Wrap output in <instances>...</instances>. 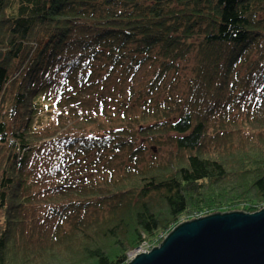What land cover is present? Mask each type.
Masks as SVG:
<instances>
[{
	"label": "trees",
	"instance_id": "obj_1",
	"mask_svg": "<svg viewBox=\"0 0 264 264\" xmlns=\"http://www.w3.org/2000/svg\"><path fill=\"white\" fill-rule=\"evenodd\" d=\"M263 105L264 0H0V264H127L264 209Z\"/></svg>",
	"mask_w": 264,
	"mask_h": 264
},
{
	"label": "water",
	"instance_id": "obj_2",
	"mask_svg": "<svg viewBox=\"0 0 264 264\" xmlns=\"http://www.w3.org/2000/svg\"><path fill=\"white\" fill-rule=\"evenodd\" d=\"M128 264H264V209L182 223Z\"/></svg>",
	"mask_w": 264,
	"mask_h": 264
},
{
	"label": "rangeland",
	"instance_id": "obj_3",
	"mask_svg": "<svg viewBox=\"0 0 264 264\" xmlns=\"http://www.w3.org/2000/svg\"><path fill=\"white\" fill-rule=\"evenodd\" d=\"M193 63H194L193 60H191L190 62L183 64L181 72L174 79V82L172 83V86L167 88V89H165L164 91H162L158 95V97L156 98L157 101H163V100H165L167 98L176 97V96H178L179 94H181L184 91V89H185V83H184L185 82V78H186L187 75L190 74L191 66H192ZM148 79H149V74L146 72V68H145L136 77H134V84H133L134 91L137 92L138 88L142 84L146 83V81ZM123 90L125 92H128L130 89L126 88V89H123ZM260 113L262 114V116H264V105L260 109ZM170 149H171V147H169V146H165V147L160 146V149L158 150V155H157V158L155 159V161H159V162L166 161L168 159L169 155H170ZM147 159H151V155L150 154H147ZM220 214H226V213L223 212V213H220ZM149 247H150V245L144 244L140 248L130 251L128 253V260H129V258L131 256L136 254L138 250L142 249V251H146V250H149L151 248V247L150 248ZM127 264H128V261H127Z\"/></svg>",
	"mask_w": 264,
	"mask_h": 264
},
{
	"label": "built area",
	"instance_id": "obj_4",
	"mask_svg": "<svg viewBox=\"0 0 264 264\" xmlns=\"http://www.w3.org/2000/svg\"><path fill=\"white\" fill-rule=\"evenodd\" d=\"M151 248L149 250L146 251H142V249L138 250L136 254H134L133 256H131L128 260V262H130L137 254L143 253V252H150Z\"/></svg>",
	"mask_w": 264,
	"mask_h": 264
}]
</instances>
